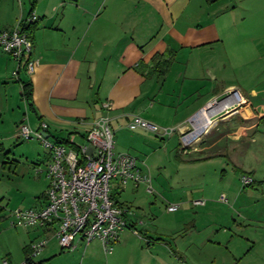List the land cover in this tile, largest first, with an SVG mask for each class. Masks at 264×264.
Returning <instances> with one entry per match:
<instances>
[{"label": "crops", "instance_id": "crops-1", "mask_svg": "<svg viewBox=\"0 0 264 264\" xmlns=\"http://www.w3.org/2000/svg\"><path fill=\"white\" fill-rule=\"evenodd\" d=\"M30 12L37 17L35 24L25 25L32 26L30 57L37 62L33 73L22 67L14 77L17 62L0 48V102L16 103L11 109L14 136L25 117L32 129L47 123L51 140L70 137L84 145L92 121L107 115L116 151L136 156L149 172L144 151L156 144L152 137L158 136L127 128L129 116L175 127L172 134L158 137L163 145L171 143L192 165L220 166L212 172L202 169L199 186L208 194L204 203L194 206L179 198V208L169 212L175 215L151 231L137 210L113 195L112 199L132 210L127 221L144 230V237L151 240L146 245L156 243L161 250L160 244L165 245L170 254L167 264H176L173 255L188 252L191 246L201 251V259L192 256L201 264H264V204L253 213L246 208L253 200L264 202V153L259 156L252 147L259 139L264 141V128H259L264 125V0H0V30L25 21ZM23 81L32 88L27 104ZM232 88L245 103L235 113L217 118L200 141L183 152L179 133L188 119ZM104 103L111 108L104 110ZM35 160L44 164L45 169L35 172L45 175L47 187L48 152ZM241 174L251 176L252 183L243 185ZM208 177L220 188L215 198L206 185ZM154 183L163 198L162 182ZM122 185L123 193L140 188L147 193L131 182ZM45 190L27 207L43 205ZM188 221L192 223L183 231ZM22 229L27 234L24 255L36 238L48 236L45 247L55 240L51 231ZM131 232L124 229L121 235ZM48 251L43 249L52 253ZM7 262L11 264L10 259Z\"/></svg>", "mask_w": 264, "mask_h": 264}, {"label": "built area", "instance_id": "built-area-1", "mask_svg": "<svg viewBox=\"0 0 264 264\" xmlns=\"http://www.w3.org/2000/svg\"><path fill=\"white\" fill-rule=\"evenodd\" d=\"M37 20L33 12L23 22L0 30V48L17 62L12 72L16 77L20 68L29 74L36 67L31 59L32 39L25 25ZM27 104V102L25 101ZM245 103L236 88L228 90L222 97L213 98L187 121V126L179 133L180 149L193 145L206 134L212 124L222 116L235 113ZM104 110L111 108L103 104ZM126 127L141 128L158 137L176 131L175 127L159 126L138 115H130ZM47 123L32 129L25 117L17 125V138L36 139L48 152L46 175L48 184L44 193V204L39 207L14 208L10 211L9 227L42 228L51 231L61 249H73L78 242L87 245L99 239L103 252L111 254L113 245L124 229L138 234L127 221L130 208L115 202L110 193L111 180L121 184L131 182L135 188L143 186L149 194H154L152 177L143 169L144 162L136 156L115 150L114 130L107 115L95 118L85 133L86 144H78L72 138L65 141L51 140L47 133ZM36 171H39L38 169ZM243 185L252 183L251 176H240ZM221 201H226L224 194ZM204 200L195 199L193 205H202ZM179 208L178 203H169L168 212ZM146 242H151L145 238ZM48 238L42 236L29 242L28 253L21 264H30L46 246ZM2 264H8L3 260ZM81 264V263H80Z\"/></svg>", "mask_w": 264, "mask_h": 264}, {"label": "rangeland", "instance_id": "rangeland-1", "mask_svg": "<svg viewBox=\"0 0 264 264\" xmlns=\"http://www.w3.org/2000/svg\"><path fill=\"white\" fill-rule=\"evenodd\" d=\"M5 102L4 100L0 102V144L3 146V150H0V264L6 259H10L11 264H21L25 259L22 248L27 240V234L25 229L9 227V214L14 208H26L28 205H32L35 196L45 190V175L35 172L36 169H45V167L44 164L37 165L35 159L47 153V150L34 138L23 140L14 136L11 109L12 107L16 108V103L12 104L10 100L7 106ZM19 102L23 107L24 102L21 103L20 100ZM259 128H264V125H260ZM152 139L156 144H149L144 152L148 154L147 166L152 177L154 194L149 195L142 188L138 192L128 191L123 193V189L119 188V185L122 184L117 180H111L109 193L120 203L137 210L140 217L148 221L147 227L151 231L157 226H163L172 215H175V213L166 211V206L169 203H177L179 198L192 202L195 199L205 200L208 194L206 191L202 192V187L199 186L203 182L202 169L205 168L209 172H212L213 168L220 169L217 163L202 162L192 165L186 159L188 158L186 155L176 153L172 149L171 143L163 145L158 137H152ZM257 142L256 145L253 143L252 147L253 150L255 149L256 154L261 156L264 153V146L261 148L263 150L260 151ZM262 142L264 143V141ZM37 153L40 155H37ZM2 164H4V167H2ZM156 179L163 184V198L161 197L162 190L154 185ZM212 181L208 177L206 185L211 187L213 190L211 195L215 198V195H219L220 188L216 182ZM255 197L256 195L253 196V199ZM253 202L254 200L246 206L247 211L252 213L259 210V207L264 204L262 201L259 203ZM191 223L188 221L184 224L182 230L189 229ZM136 231L140 234V237L132 232L120 234L118 241L113 245L112 253L109 255L103 252L99 239H94L87 245L77 243L73 249H61L55 239L50 241L48 247H44L46 251L50 250L48 252L52 253L47 255L42 250V253L33 261H41V264H167L165 262L170 254L165 245L160 244L164 246V250H161L159 244L156 243L148 246L146 245L144 230L141 227H136ZM149 233L151 236H155L152 232ZM167 234L169 233L167 232ZM50 235L52 234L50 233ZM46 237L49 239L48 236ZM166 239H169V237ZM171 244L172 249L178 251L175 243L172 242ZM178 252L180 254L173 255L176 264H182L180 261L201 264V261L197 263L192 258L193 255L199 257V259L202 257L201 251L198 252L196 246H191L188 252H185V250H179ZM204 252L206 253V251Z\"/></svg>", "mask_w": 264, "mask_h": 264}, {"label": "trees", "instance_id": "trees-1", "mask_svg": "<svg viewBox=\"0 0 264 264\" xmlns=\"http://www.w3.org/2000/svg\"><path fill=\"white\" fill-rule=\"evenodd\" d=\"M32 12H30L29 14H31ZM31 24H35L34 22L31 23ZM26 27V26H25ZM32 28L31 25H29L27 27V29H30ZM31 94H32V88H31V83L28 82V81H23L22 82V97L24 98V100L28 103L31 99ZM0 150H3V146L2 144H0ZM150 240V239H148ZM28 253V248L26 250V253H25V257ZM30 264H41V261H38V262H35V261H31Z\"/></svg>", "mask_w": 264, "mask_h": 264}, {"label": "water", "instance_id": "water-1", "mask_svg": "<svg viewBox=\"0 0 264 264\" xmlns=\"http://www.w3.org/2000/svg\"><path fill=\"white\" fill-rule=\"evenodd\" d=\"M48 134L46 132H44V136H47Z\"/></svg>", "mask_w": 264, "mask_h": 264}]
</instances>
